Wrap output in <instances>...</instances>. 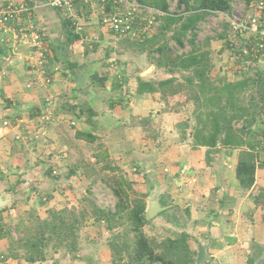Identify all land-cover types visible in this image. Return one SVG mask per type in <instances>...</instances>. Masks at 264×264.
Masks as SVG:
<instances>
[{
	"label": "crops",
	"instance_id": "1",
	"mask_svg": "<svg viewBox=\"0 0 264 264\" xmlns=\"http://www.w3.org/2000/svg\"><path fill=\"white\" fill-rule=\"evenodd\" d=\"M38 4L35 21L47 35L49 70L52 72L56 66L61 69L52 72L55 81L51 87L34 83L30 86L28 64L13 54L11 46L0 41V111L12 121L9 127L0 121V196L6 200L0 208V220L14 223L30 208L45 216L53 205L80 206V199L88 190L77 188L92 181L80 177L79 171L68 180V163L55 154L68 140L67 132L86 146L88 142L75 133L92 131L106 143L111 158L116 160L110 146H117L120 152L125 150L119 148L123 137L120 139L117 134L129 129L136 148L119 156L116 162L127 172L138 194L149 193L147 207L150 199L157 196L165 209L156 216L171 208L179 210L176 214H187L180 219H164L160 225L189 234L188 244L195 253L196 264H230L222 260L226 257L232 264H247L249 258L263 264L264 207L256 196L264 189V148L254 185L243 189L235 175L238 150L219 147L214 161L207 165V148L191 146L190 131L195 125L192 103L183 105L181 95L165 102L159 93L138 94L140 77L152 81L164 76H158L154 65L143 69L144 54L116 46L122 38L102 26L98 0H92L90 8L91 12H98L100 24L92 19L82 27L77 17L72 20L76 26L72 33L63 25V11ZM248 41L240 40L243 44ZM19 50L28 51L25 46ZM120 53L129 62L121 63L120 69L115 70L117 65L112 60ZM262 62L264 67V59ZM23 86L29 87L27 91ZM49 90L58 95L57 119L44 122L40 115ZM186 122L189 136L183 140L182 123ZM137 147L150 157H142ZM91 161L94 162L93 157ZM54 169H58V174H53ZM46 194L50 203L41 199ZM7 248L8 240L1 239L0 264H28L6 260Z\"/></svg>",
	"mask_w": 264,
	"mask_h": 264
},
{
	"label": "trees",
	"instance_id": "2",
	"mask_svg": "<svg viewBox=\"0 0 264 264\" xmlns=\"http://www.w3.org/2000/svg\"><path fill=\"white\" fill-rule=\"evenodd\" d=\"M30 1L35 3L34 0ZM133 1L165 13L150 37L125 38L126 42L132 43L134 52L148 55L150 63L164 75L163 78L152 81H144L140 77L138 94L159 93L165 102L172 96L181 95L184 97L183 105L192 103L195 125L190 131L191 146L207 148V165L212 164L219 147L229 151L238 150L235 175L243 189L252 188L256 180L260 152L264 148V67H257L253 74H243L236 80L214 77L212 71L215 63L210 40L200 42L197 32L198 25L205 22L212 13L230 15L233 0H178L177 6L179 10H183L181 12L170 11V0ZM243 1L250 5L256 0ZM90 4L91 2L78 3L77 13L81 15V8H89ZM104 5L100 16L105 11L112 10L111 3ZM63 25L71 33L76 28L73 21L67 18H63ZM229 25L231 27L227 21L226 27ZM169 34L182 47H185L187 41L190 49L175 53L169 45ZM219 36L226 38V31ZM72 37L78 39L76 35ZM227 44L230 42L227 41ZM232 46L231 43V49L234 48ZM236 53L238 54V50ZM245 58L241 55L239 57L241 60ZM259 59H264L263 53ZM188 124L182 123L183 140L189 136L186 130L189 128ZM75 136L95 145L93 165L111 172L110 177L94 178L110 187L116 198L114 208L100 207L84 195L83 200L89 201L88 206L81 200L79 207L50 206L45 216L36 208H30L14 223L1 219L0 240H8L4 258L28 264H47L51 256L60 249L74 255L76 259L81 258L77 255L82 250L80 230L89 216L96 223H104L107 230L113 233L107 241L113 255L112 264H196L195 253L188 244L187 232H178L173 237L161 240L150 238L145 233L144 227L150 221L146 217V199L149 193L138 194L135 191L133 181L121 172V167L112 164L108 146L92 131L77 130ZM118 170L120 173H117ZM78 171L94 180L89 177L87 166L77 165L66 175L70 177ZM43 198H46L45 202H51L48 194L43 195L41 199ZM256 198L264 207V189ZM48 264H55V261ZM247 264H256V261L249 258Z\"/></svg>",
	"mask_w": 264,
	"mask_h": 264
},
{
	"label": "rangeland",
	"instance_id": "3",
	"mask_svg": "<svg viewBox=\"0 0 264 264\" xmlns=\"http://www.w3.org/2000/svg\"><path fill=\"white\" fill-rule=\"evenodd\" d=\"M178 0H170L171 3V12H181L183 10H179L177 6ZM233 10L230 16L232 18H246L247 15H249L252 12V8L249 7L248 4H246L243 0H233L232 2ZM90 8V7H89ZM87 7H82L81 11L82 14H76L79 19H77V22L80 23L82 27H85V22L90 21L92 19H95L100 24L99 21V14L98 12H91L93 9ZM92 9V10H91ZM91 10V11H90ZM229 15V14H228ZM163 19V18H162ZM81 20V21H80ZM229 21V18L227 14L225 13H212L209 15L205 22L201 23L197 27L198 32V40L200 42H204L207 39L210 40V49L213 53V59H214V68L212 71V74L214 77H227L230 80H236L239 77H242L243 74H249L254 73V69L257 67H263V62L260 61L258 57H246L244 60L239 59L240 55L236 53V50L239 49V47L243 44L240 42V40L245 38L244 36H241L240 34H235L232 32L230 25L226 27V23ZM226 31V38L222 39L219 34ZM111 33V32H110ZM169 45L171 49L175 53H182L185 51H188L190 49V45L185 43V47H182L176 43L174 39H172L171 34H169ZM118 38V37H117ZM122 37H120L121 39ZM247 40V38H245ZM125 40V41H124ZM236 40V41H235ZM227 41L230 42V44H227ZM238 43L237 46L233 49L230 48L231 43ZM118 47H125L127 49L133 48L132 43L126 42L125 38H122L120 43L118 41V44H116ZM145 55V54H144ZM145 65L143 66V69H150V66L152 65L149 61L148 55H145ZM242 56V55H241ZM115 58L112 60L117 65V68L115 70L120 69L121 63H127L129 62L128 58H125L124 55L120 53V55H115ZM260 57V56H259ZM160 74H158L159 77H163V73L161 71H158ZM28 86H23V89L27 91L26 89ZM1 89V88H0ZM2 93L0 92V96ZM175 103V102H174ZM3 103L1 102V105ZM4 105V104H3ZM72 126V125H71ZM27 133V132H25ZM129 129H123V134L118 133L117 137L121 139L119 141L120 146L124 148L125 150L119 151L117 146H113L111 148V152L116 154V160H112V164L114 166H119L117 162L119 161V156L123 155L124 153L132 152V148H136L133 140H131ZM28 134V133H27ZM100 138V137H99ZM67 141H65L64 144H62L61 149L59 151L55 152L56 156L61 157V159L66 160L68 165L66 166L69 168V170H74L77 165H80L81 167H88V171L90 176L89 177H110L111 172L104 171L100 169V166L93 165V162L91 161V158L93 157V153L95 152V145L91 143H86V146H82L77 142L74 138L73 134H69L67 132ZM101 141H103L100 138ZM103 143H105L103 141ZM106 144V143H105ZM65 145V146H64ZM64 146V147H63ZM139 154L142 157H150L149 153H145L140 151V149L137 147ZM136 150V149H135ZM137 151V150H136ZM67 154V157L62 158L64 154ZM87 155V157H86ZM87 158V160L85 159ZM117 161V162H116ZM120 167V166H119ZM55 170V169H54ZM58 171V169H57ZM121 172L126 175L127 172L121 167ZM117 173H120L118 170ZM68 174V173H67ZM76 174V173H75ZM80 177H85V175L81 174ZM64 177H67L64 175ZM80 177H76L80 178ZM87 177V176H86ZM68 180L70 177H67ZM92 181V179H90ZM95 181V178L94 180ZM88 183L87 185L84 184L82 188L81 185H78L77 189H87L88 195L86 194V197L89 201H93L98 206L103 207L105 209H113L116 204V198L113 196L112 190L107 185V183L97 180L95 182ZM74 189L76 187L74 186ZM135 194H133V198H135ZM83 200L84 197H81ZM84 201V204L88 206L89 201ZM65 203V202H64ZM79 206V205H78ZM76 206V207H78ZM62 207V206H61ZM179 211V210H178ZM175 210V208L167 209L163 212H161L158 216H156L154 219L150 220L147 225L144 227L145 233L150 238H156L158 240H161L166 237H173L177 233L175 230H171L167 228L165 225H160V223H164V219H180V217H187V214L184 212L176 214L178 212ZM176 214V215H175ZM113 233L109 232L107 230L104 223L98 222L96 223L93 218L87 216L86 221L84 222L83 227L80 230V242L82 244V250L79 252L78 257L81 258H75L74 255L68 254L64 249H60L58 253L53 254L54 256H51V258L48 260V263L55 261V264H112L113 262V255L110 252H108L109 247L107 246L108 239L112 236ZM107 250V252H106ZM53 253V252H52ZM229 261L230 264L232 262L228 257L225 259ZM221 260V261H222ZM47 263V264H48ZM44 264V263H40ZM46 264V263H45ZM222 264V263H221Z\"/></svg>",
	"mask_w": 264,
	"mask_h": 264
},
{
	"label": "built area",
	"instance_id": "4",
	"mask_svg": "<svg viewBox=\"0 0 264 264\" xmlns=\"http://www.w3.org/2000/svg\"><path fill=\"white\" fill-rule=\"evenodd\" d=\"M98 1L100 10L105 3L112 4V10L105 11L100 19L102 26L117 37L137 39L150 37L159 25V19L165 15L163 11L145 7L133 0ZM81 2L88 4L92 0H45L43 5L59 9L64 12L67 19L75 20L77 5ZM38 6V3H32L30 0H0V41L11 46L13 54L28 64L31 74L30 86L34 83L49 88L55 81L52 72H58L61 68L56 66L52 72L49 70L47 35L35 21ZM249 7L252 8V12L246 18L235 19L228 14L227 16L232 32L249 40L239 47L238 54L259 58L264 53V0H256ZM22 46L28 49L27 53L20 52ZM44 102L41 120L50 122L57 119L58 95L49 90ZM0 121L4 127L12 125V121L3 111H0ZM71 124L75 125V122ZM21 138L22 136L18 137ZM52 172L54 175L58 174L57 170ZM43 200L46 201V198Z\"/></svg>",
	"mask_w": 264,
	"mask_h": 264
},
{
	"label": "water",
	"instance_id": "5",
	"mask_svg": "<svg viewBox=\"0 0 264 264\" xmlns=\"http://www.w3.org/2000/svg\"><path fill=\"white\" fill-rule=\"evenodd\" d=\"M36 3H45V0H34ZM6 204V200L0 196V208ZM165 207L160 206L159 200L156 195H154L146 208V217L148 219L154 218L160 211L164 210Z\"/></svg>",
	"mask_w": 264,
	"mask_h": 264
}]
</instances>
